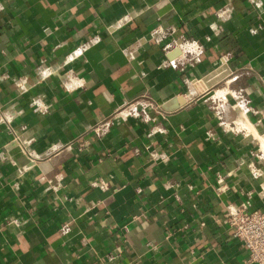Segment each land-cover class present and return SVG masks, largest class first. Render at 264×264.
Wrapping results in <instances>:
<instances>
[{"label":"crops","instance_id":"0c3cea01","mask_svg":"<svg viewBox=\"0 0 264 264\" xmlns=\"http://www.w3.org/2000/svg\"><path fill=\"white\" fill-rule=\"evenodd\" d=\"M182 40L203 49L168 55ZM42 62L64 66L41 80ZM69 76L84 85L67 90ZM227 86L247 103L226 105L225 123L247 132L212 108ZM144 94L162 109L151 122L90 132ZM247 127L264 136V0H0V264H247L224 218L230 204L264 211V152Z\"/></svg>","mask_w":264,"mask_h":264},{"label":"built area","instance_id":"2783aa9c","mask_svg":"<svg viewBox=\"0 0 264 264\" xmlns=\"http://www.w3.org/2000/svg\"><path fill=\"white\" fill-rule=\"evenodd\" d=\"M160 29L151 33V39L155 40L157 43H162L164 41V33ZM114 30H116V28H110V32H114ZM99 42L100 38L96 37L82 44L75 52L68 56L64 65H67L75 59L83 56L88 50L99 44ZM181 49H183V51H187V54H197L200 53L203 48L197 42H184L182 40L181 42H175V44H173L172 46L168 45L166 47V52L169 55L176 50L181 51ZM176 60L177 59H169V61H167L166 63H168L169 65H174ZM63 66L60 65L57 66V68L47 67L45 65V62H42L41 66L38 68V76L41 80H44L55 75ZM66 79L64 87L69 91L77 90L84 85L83 82H81L79 79L73 78L72 76H69V78L67 80ZM17 83L18 90L21 93H25L27 89L23 87L22 84H20V81ZM246 103L247 98L245 97L244 89H234L230 86H227L226 91H224L221 96L213 98L212 108L216 112L217 119L224 129L232 132H238L240 130L247 132V129L241 128V125L233 124L231 126L230 124H226L223 116V108L226 105L231 106L233 109H246ZM33 105L37 106L41 111H46V108L41 106L37 101L33 102ZM161 111V107L155 104L153 99L149 95L144 94L135 100L125 103L110 118L102 120L96 125L92 126V128H90V132L98 138H103L117 123L128 121L129 119H139L148 123L152 120V112L161 114ZM209 136L212 137V135ZM13 142L31 163H34L43 158V156L41 157L40 155L35 154V152L31 150L30 144H28V142H26V140H24V138H22L21 136H16ZM78 145L80 151L85 146L84 144L80 143ZM70 148V146L66 147V149ZM50 151L51 152L48 155L60 150L57 151V149L51 148ZM151 156L156 161H164L166 159V156L163 153L153 152ZM254 174L256 176L260 175L258 171H256ZM223 182L224 178L222 176H219L218 184L223 185ZM110 184L111 182L102 184L95 183L93 184V186L100 188L101 190H108ZM57 186H59V183L57 184ZM222 189L223 186H221L218 190ZM224 218L225 222L234 229V237L239 240L248 251L247 264H264V211H251L247 204L239 206L230 204L226 208Z\"/></svg>","mask_w":264,"mask_h":264},{"label":"bare ground","instance_id":"6f19581e","mask_svg":"<svg viewBox=\"0 0 264 264\" xmlns=\"http://www.w3.org/2000/svg\"><path fill=\"white\" fill-rule=\"evenodd\" d=\"M218 91H221V90H218ZM247 128H249L253 132V135H255L256 137L260 138V140H261V146H262L261 147L262 148L261 150H262V153H263L264 152V136L259 135L252 127H247Z\"/></svg>","mask_w":264,"mask_h":264},{"label":"clouds","instance_id":"9594fccd","mask_svg":"<svg viewBox=\"0 0 264 264\" xmlns=\"http://www.w3.org/2000/svg\"><path fill=\"white\" fill-rule=\"evenodd\" d=\"M213 27H215V25H213Z\"/></svg>","mask_w":264,"mask_h":264}]
</instances>
